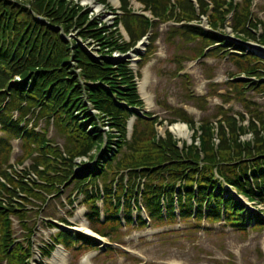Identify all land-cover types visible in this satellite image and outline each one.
<instances>
[{
    "label": "trees",
    "instance_id": "1",
    "mask_svg": "<svg viewBox=\"0 0 264 264\" xmlns=\"http://www.w3.org/2000/svg\"><path fill=\"white\" fill-rule=\"evenodd\" d=\"M136 1L152 19L134 15L128 0H119L121 14L113 13V23L107 27L66 0H0V178L4 182L0 181V264H26L30 256V250L13 239L11 217L23 222L32 199L45 204V194L58 197L71 186L72 192L84 197L92 230L112 241L123 227L121 211L130 226L133 205L140 203L155 225L175 224L179 216L185 224L193 220L196 229L203 223L223 224L243 234L248 228L264 229V218L237 198L264 205V105L260 108L245 100L249 92L264 95V58L243 45L264 46V23L252 14L254 0H241V4L193 0L196 5L191 0H172L174 6L171 0ZM203 18L207 30L202 28ZM228 19L234 41L223 33ZM170 22L180 25L171 28L167 37L177 50L172 76L181 79L187 99L200 108L208 103V96L196 98L187 90L188 76H178L185 60L180 54L191 46L190 59L220 57L234 65L236 73L229 74L225 94L211 90L209 96L225 104L238 101L245 109L244 114L230 116L221 106L215 122L203 118L196 124L182 109L158 103L174 117L167 121L169 125L179 121L192 131L191 144H183L182 149L167 131L164 138H157L155 127L162 121L138 113L144 106L135 83L139 74L133 75L129 59H111L114 53L131 52L151 32L137 63L142 68L154 53L157 34L153 30ZM72 30L81 42L90 39L98 44L97 60L77 41H67ZM28 117L35 121L31 128ZM131 118L134 123L127 138ZM41 120L53 121L64 133L68 145L63 152L47 139L45 129L37 132ZM245 136L249 140H242ZM14 139L21 145L16 167L31 162L19 172L9 163ZM80 158L94 166L77 174L75 161ZM71 198L72 194L67 198L72 204ZM101 198L104 223L99 221L97 207ZM137 226L145 229L147 223L138 217ZM27 230L30 238L32 231ZM68 235L60 233L59 237ZM90 246L97 245L84 239L79 249Z\"/></svg>",
    "mask_w": 264,
    "mask_h": 264
},
{
    "label": "rangeland",
    "instance_id": "2",
    "mask_svg": "<svg viewBox=\"0 0 264 264\" xmlns=\"http://www.w3.org/2000/svg\"><path fill=\"white\" fill-rule=\"evenodd\" d=\"M66 1L77 4L78 7L84 9V13L87 12L89 18L95 17L98 22L107 27H110L113 23V15L111 13L118 8L117 0H104V3L96 0ZM234 1L239 3L241 0ZM254 2L255 6L252 9V14L264 23V0H255ZM130 6L132 10L140 12L141 7L137 3L132 2ZM229 26L230 22L227 23V28L223 30V33L231 39L230 41H234ZM174 27L178 26L173 23L161 24L153 31V33L157 34V39L154 43V53L141 69H138L135 65V57L129 54L132 67L139 74L137 86L139 96L144 104L143 111L153 114L160 121H163V124L156 127L159 137L163 136L167 129L168 124L165 122L173 118L170 112L164 110L158 104L160 102H164L167 106L174 109H182L195 123H198L203 118L215 122V115L218 112L217 108L221 106L230 116L244 114L245 109L242 103L232 100L225 104L221 98L209 96L211 90L218 91V94H225L227 88L224 84L227 82L229 74L236 73L234 65L227 61V59L220 57L201 58L199 61L190 59L189 48L191 46H188L184 51L182 50L181 53L183 54H180L185 55V60L182 61L181 65L184 71L180 77L188 76L190 88L187 90L196 98L208 96V103L204 108H200L196 101L187 99V93L181 85V79L172 76V72L175 70L172 58L177 53V50L169 44L167 37L171 28ZM203 27L207 29V22L205 20L203 21ZM66 38L69 43L77 41L93 59L97 60L99 57L98 51L100 48L96 42L90 39L81 42L77 32H74V30L66 35ZM175 42L178 43V40L176 39ZM243 45L249 52L264 58V46L250 42ZM146 47L147 41L138 47L139 55L144 53ZM114 54L111 56L112 60L120 57ZM210 83L218 85L217 88L213 89V87H210ZM245 100L257 104L260 108L264 105V95L254 92L246 94ZM131 122H133V119L130 120L129 125L132 124ZM129 125L127 127V137L130 134ZM38 128H45L47 130V138L59 148H64L66 138L57 127L51 123L46 124L42 121L38 124ZM185 130L188 137L186 139H179L181 142L190 143L191 132L186 128ZM1 136L2 133L0 132V138ZM242 140H249V136L242 137ZM10 144L13 150L10 163L14 164L16 159L21 155V147L16 140H12ZM29 163L26 162L25 166H28ZM88 166H93V163L88 164ZM83 171L76 170L77 173ZM102 185L103 182L100 181L99 186L101 187ZM70 192L71 187L64 191L59 198H50L39 217H36L35 213L37 207L42 205V201L33 200L32 205L28 207V214L26 216L28 226L32 227L35 224L34 236L31 241L33 246V261L35 260V263L40 258L39 249L50 245L55 234V231L47 225L48 222L58 224L61 220L66 219L70 223L73 222V227L78 230L84 231L83 227L86 228V226L90 228L85 220L88 208L82 204L83 197L80 196L75 199L72 205L74 207L72 208L66 202V198ZM246 204L254 212L259 210L264 211V207H259L252 203ZM12 223L15 238L19 242L26 244L27 233L23 230L19 220L12 217ZM168 225H150L145 230L132 226L130 228H123L119 232V240L117 241L120 245H118V248L114 245L113 247L119 249V251H123L121 249L123 248L137 256L130 255L129 258L121 254H111L110 251L105 253L106 246L104 247L99 242L101 252L90 253L91 259H89V264H138L134 258L140 260V264H264V230L256 231L249 229L247 234L244 235L223 225L211 226L204 224L202 229H196L191 222L178 227H169ZM58 242L62 243L67 249H70L68 248L70 245H75L70 235L65 238L59 237ZM61 258L63 259V264H81L83 257H81L80 253L71 250L63 252Z\"/></svg>",
    "mask_w": 264,
    "mask_h": 264
},
{
    "label": "bare ground",
    "instance_id": "3",
    "mask_svg": "<svg viewBox=\"0 0 264 264\" xmlns=\"http://www.w3.org/2000/svg\"><path fill=\"white\" fill-rule=\"evenodd\" d=\"M171 131L177 137H180L182 139H186L188 137L187 132L185 130V127L182 125H179V124L174 125L173 127H171ZM83 230H84L83 233L87 234L88 236H92V234L88 231V228L86 229L85 227H83ZM54 260H55V262L51 263V264H60L61 263V259L57 255L54 256Z\"/></svg>",
    "mask_w": 264,
    "mask_h": 264
}]
</instances>
